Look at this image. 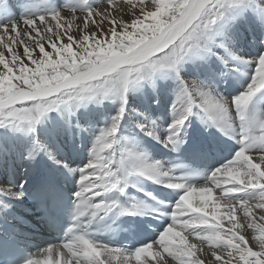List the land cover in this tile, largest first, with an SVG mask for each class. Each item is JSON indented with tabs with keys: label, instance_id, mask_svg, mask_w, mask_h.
I'll use <instances>...</instances> for the list:
<instances>
[{
	"label": "snow or ice",
	"instance_id": "1",
	"mask_svg": "<svg viewBox=\"0 0 264 264\" xmlns=\"http://www.w3.org/2000/svg\"><path fill=\"white\" fill-rule=\"evenodd\" d=\"M0 264H264V0H0Z\"/></svg>",
	"mask_w": 264,
	"mask_h": 264
}]
</instances>
